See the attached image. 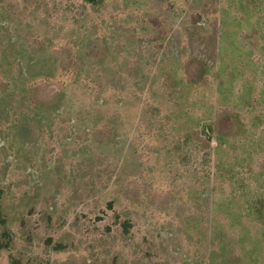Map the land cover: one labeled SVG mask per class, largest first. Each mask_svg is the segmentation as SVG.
<instances>
[{
    "label": "rangeland",
    "instance_id": "obj_1",
    "mask_svg": "<svg viewBox=\"0 0 264 264\" xmlns=\"http://www.w3.org/2000/svg\"><path fill=\"white\" fill-rule=\"evenodd\" d=\"M0 264H264V0H0Z\"/></svg>",
    "mask_w": 264,
    "mask_h": 264
},
{
    "label": "trees",
    "instance_id": "obj_2",
    "mask_svg": "<svg viewBox=\"0 0 264 264\" xmlns=\"http://www.w3.org/2000/svg\"><path fill=\"white\" fill-rule=\"evenodd\" d=\"M84 1L89 3V4H100L101 3V0H84ZM230 131H233L232 128L230 129Z\"/></svg>",
    "mask_w": 264,
    "mask_h": 264
}]
</instances>
